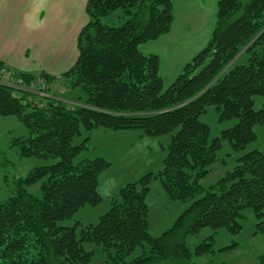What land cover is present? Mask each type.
<instances>
[{
	"label": "trees",
	"instance_id": "trees-1",
	"mask_svg": "<svg viewBox=\"0 0 264 264\" xmlns=\"http://www.w3.org/2000/svg\"><path fill=\"white\" fill-rule=\"evenodd\" d=\"M85 13L77 60L60 77L67 91L78 94L76 105L37 96L41 84L48 95L56 80L43 73L12 72L19 89L0 84V116L16 118L28 132L13 140L19 157L54 161L33 168L0 202V264H89L94 252L83 249L85 242L104 253L107 264H199L212 253V237L193 252L185 238L203 228L237 234L246 208L256 219L254 233H264V152H245L257 139L255 128L264 125V104L255 109L256 97L264 101V0H219L207 45L165 91L158 56L139 47L169 33L171 0H87ZM114 13L120 23L105 24ZM242 56L244 63L236 64ZM211 106L220 122L236 123L209 143L210 129L200 117ZM95 129L169 135L162 168L120 188L95 225L59 227L80 208L102 201L98 176L109 163H73L88 137L78 145L73 140L81 130ZM221 140L242 154L238 165L204 190L200 181ZM154 180L169 199L193 200L160 237L148 233L146 196ZM37 184L40 197L27 190ZM137 248L141 255L126 262ZM257 264H264V253Z\"/></svg>",
	"mask_w": 264,
	"mask_h": 264
},
{
	"label": "rangeland",
	"instance_id": "rangeland-1",
	"mask_svg": "<svg viewBox=\"0 0 264 264\" xmlns=\"http://www.w3.org/2000/svg\"><path fill=\"white\" fill-rule=\"evenodd\" d=\"M206 1L208 2V0ZM177 3L175 1V5ZM204 10H210L208 21L212 34L216 18V7L211 5L210 8ZM104 23L118 25L120 21L117 18V13L105 19ZM200 38L201 41L205 39V33L202 36L199 33L198 39ZM155 44L150 43L146 46H157ZM177 49L180 51L179 54H175L173 50H169L162 44V50L159 52L160 58L158 57V59L161 60L160 76L162 77L163 91L180 74L185 65L183 63L193 53V50L187 53L184 52L185 50H180L182 46ZM245 59V56L240 57L236 64L244 63ZM11 73L12 71L8 68H1L0 84L19 89V86H14L15 82L11 77ZM31 88H34V86ZM46 96L72 106L77 104L78 94L67 91L60 83H55L51 88V92ZM263 104L264 101L261 98H255V109H259ZM218 119L219 113L212 106L208 107L206 113L200 117V121L210 129L209 143L220 138L222 131L231 128L236 123V120L220 122ZM27 134L26 128L19 120L14 117L0 116V202L15 194L18 180L24 179L33 168L54 162L52 160L19 157L17 147L12 145L13 140L25 137ZM255 134L257 139L247 147L245 152L254 148L264 152V125L256 127ZM86 137H88L85 142L86 149L73 160V163L77 164L81 161L96 158H102L109 163L108 168L98 176L97 191L101 195L102 201L96 206L80 208L71 218L59 222V227H73L76 223L83 226L95 225L99 218L110 209L111 200L117 196L120 188L136 181L147 173L155 174L162 168V161L167 154V147L170 143L169 135L149 137L141 136L136 131L95 129L89 133L81 130V136L73 140V145L82 143ZM241 154L242 152L234 151L226 140H221L220 147L215 152V161L209 167L210 172L200 181L202 188L204 190L209 189L210 186L217 183L227 172L238 165L237 160ZM27 190L33 196L40 197L39 184L29 187ZM201 196L202 194L194 200ZM192 201L184 203L171 200L162 190L159 180L152 181L146 196L149 210L148 233L153 237H160L167 232ZM240 225L241 229L237 234L223 228L218 230L203 228L196 235L187 236L185 245L193 252L196 246L211 236L213 239L212 253L197 259L196 262L199 264H257L258 256L264 253V233H254L256 219L252 209L246 208L243 210ZM82 246L85 251L94 252L89 264H107L105 254L99 252L93 243L85 242ZM140 255L141 249L137 248L126 258V262H132ZM153 264L174 263L155 262Z\"/></svg>",
	"mask_w": 264,
	"mask_h": 264
},
{
	"label": "crops",
	"instance_id": "crops-1",
	"mask_svg": "<svg viewBox=\"0 0 264 264\" xmlns=\"http://www.w3.org/2000/svg\"><path fill=\"white\" fill-rule=\"evenodd\" d=\"M218 1L171 0L174 17L169 33L147 43H156L157 46L142 44L141 53L160 58L162 44L175 54H179L177 48L182 46L180 50L186 53L193 50L183 64L188 63L206 46L211 36L208 21L210 10L204 9L211 5L217 8ZM86 2L0 0V64L12 72L49 75L56 79L55 83L63 86L61 75L75 64L78 57L76 41L87 23ZM199 33L201 36L205 33L202 41L198 39Z\"/></svg>",
	"mask_w": 264,
	"mask_h": 264
},
{
	"label": "built area",
	"instance_id": "built-area-1",
	"mask_svg": "<svg viewBox=\"0 0 264 264\" xmlns=\"http://www.w3.org/2000/svg\"><path fill=\"white\" fill-rule=\"evenodd\" d=\"M8 75H9V74H8ZM10 83H11V82H10ZM14 86H17V85L14 84ZM45 88H46V87H44V85L41 84V85H40V89H39V90H36L34 93H35L37 96L41 97V98H45V97H46V94H45V92L43 91Z\"/></svg>",
	"mask_w": 264,
	"mask_h": 264
}]
</instances>
